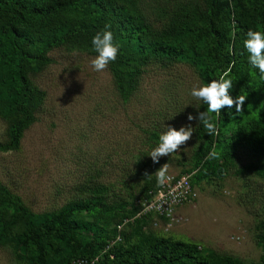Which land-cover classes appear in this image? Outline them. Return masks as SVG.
Instances as JSON below:
<instances>
[{"label": "rangeland", "instance_id": "obj_1", "mask_svg": "<svg viewBox=\"0 0 264 264\" xmlns=\"http://www.w3.org/2000/svg\"><path fill=\"white\" fill-rule=\"evenodd\" d=\"M131 8L146 25L145 37L157 42L167 39L166 31H180L183 21L196 33L206 13L205 0H134ZM107 30L113 32L111 26ZM195 40L193 36L185 52L197 50ZM45 55L46 63L27 70L40 102L14 149L7 144L11 120L0 117V186L18 198L31 218L46 221L79 199H99L107 205L126 202L139 211L137 201L147 198L145 185L158 186L155 172L167 164V176H187L194 196L174 208L173 220L153 213H115L99 224L109 243L122 232L133 239L158 235L235 258L239 264H257L261 248L255 237L264 222V178L237 174L234 166L262 160L237 148L234 166L220 178L192 184L198 121L187 117L204 111L205 104L190 95L193 86L202 84L188 61L156 58L140 65L134 90L122 99L109 66L93 71L90 61L97 53L91 41L61 44ZM188 125L192 138L179 152L154 163L149 154L166 126L179 130ZM14 205L0 190V210L7 216ZM92 235L75 228L70 238L87 243ZM20 253L10 241L0 244V264H29Z\"/></svg>", "mask_w": 264, "mask_h": 264}, {"label": "trees", "instance_id": "obj_2", "mask_svg": "<svg viewBox=\"0 0 264 264\" xmlns=\"http://www.w3.org/2000/svg\"><path fill=\"white\" fill-rule=\"evenodd\" d=\"M133 1L0 0V117L11 120L8 146L17 147L40 102L32 93L27 70L46 63L50 48L78 39L92 41L107 25L113 28L114 43L119 46L116 60L108 66L122 99L134 90L139 66L156 58L159 62L188 61L202 86L228 72L233 83L230 95L246 97L242 112L224 108L218 116L211 114L218 134L208 135L198 123L192 184L220 178L234 166L237 148L262 162L235 165V173L251 172L264 178V79L250 65L243 46L249 30L264 32V0H205V21L196 33L183 21L180 31L168 35L166 31L167 39L161 42L145 37L146 25L131 8ZM193 36L197 50L185 52ZM213 149L219 158L206 159ZM156 186L152 182L145 185L143 196ZM0 190L15 204L7 216L0 210V244L13 243L29 264H239L235 258H222L195 244L158 235L133 239L122 232L109 243L99 224L115 213L134 216L138 209L126 202L107 205L99 199H79L46 221H36L16 196L2 186ZM84 217L90 218L88 223ZM75 228H85L93 235L87 243H75L70 238ZM255 238L261 248L257 264H264V222Z\"/></svg>", "mask_w": 264, "mask_h": 264}, {"label": "clouds", "instance_id": "obj_3", "mask_svg": "<svg viewBox=\"0 0 264 264\" xmlns=\"http://www.w3.org/2000/svg\"><path fill=\"white\" fill-rule=\"evenodd\" d=\"M98 32L92 38V46L97 53L90 63L93 71L103 72L107 69L110 62L116 60L119 53V46L114 43L113 33L110 30ZM247 38L243 41V46L248 53V60L250 65L258 69L261 78L264 79V32L249 30ZM228 72L220 77L219 80H211L203 86H193L190 91L191 97L196 101L207 105V109L198 112L196 116L189 114L187 119L189 121L197 120L201 123L208 135L218 134L215 123L212 122V115L220 114L224 108L235 109L236 113L243 111L245 104V96H237L235 99L230 95V89L233 87L232 80L227 78ZM167 131L159 136L157 146L151 151L149 156L154 163L159 162V158L163 156H170L173 153L179 152L181 146L188 142L193 135V128L191 125L182 126L179 130L174 127L166 126ZM218 154L215 149L211 151L206 159H218ZM145 175H148L145 173ZM156 181L158 186H163L168 180L167 164H164L156 172Z\"/></svg>", "mask_w": 264, "mask_h": 264}, {"label": "built area", "instance_id": "obj_4", "mask_svg": "<svg viewBox=\"0 0 264 264\" xmlns=\"http://www.w3.org/2000/svg\"><path fill=\"white\" fill-rule=\"evenodd\" d=\"M148 194L146 199L137 201L140 207L137 213H153L168 220H173L172 214L176 206L187 202L194 196L187 176L168 177L165 185L158 186L152 193Z\"/></svg>", "mask_w": 264, "mask_h": 264}]
</instances>
